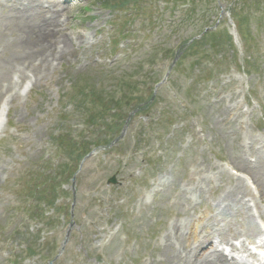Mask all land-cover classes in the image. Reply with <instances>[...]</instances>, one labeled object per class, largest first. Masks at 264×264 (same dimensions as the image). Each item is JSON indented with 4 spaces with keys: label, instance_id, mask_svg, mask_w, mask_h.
<instances>
[{
    "label": "rangeland",
    "instance_id": "374dc122",
    "mask_svg": "<svg viewBox=\"0 0 264 264\" xmlns=\"http://www.w3.org/2000/svg\"><path fill=\"white\" fill-rule=\"evenodd\" d=\"M125 1L111 11L104 0H39L42 17L57 6L59 31L80 37L44 69L29 49L36 34L11 20L15 0H0V264H178L175 252L211 254V241L230 257L249 227V245L264 236V0ZM126 74L143 98L152 82L155 102L125 124V86L128 106L109 115L112 132L98 130L80 88L117 99ZM56 136L91 150L72 177L55 168ZM31 172L68 183L34 189L46 193L40 205L22 190ZM216 232L237 238L218 244ZM248 247L233 262L258 264Z\"/></svg>",
    "mask_w": 264,
    "mask_h": 264
},
{
    "label": "bare ground",
    "instance_id": "6f19581e",
    "mask_svg": "<svg viewBox=\"0 0 264 264\" xmlns=\"http://www.w3.org/2000/svg\"><path fill=\"white\" fill-rule=\"evenodd\" d=\"M15 6H12L10 9V14H11V20L15 22H19L20 24L23 25V28L29 29V32L35 33L37 38V42H33L32 46L29 48L31 50H34V48L38 47L36 51L33 53L37 54L36 55V60L40 62V67H43L44 69L50 68L55 61L59 60L61 61L66 54L73 52L74 46H75V41H77L80 37L77 35L75 37V40L67 36L64 32L59 31L58 29V22L56 19V14H57V9L55 5H49L47 7L46 14L48 17H42L43 11L40 9V3L39 0H26L25 2H20V0H15ZM18 5V6H17ZM50 13V14H49ZM57 34V36L55 34ZM41 40V41H40ZM43 43L42 41H48L49 46L45 47L41 45L40 43ZM29 58V57H28ZM27 67H33V65L29 64L26 65ZM4 110V109H3ZM2 108L0 109V122L2 120V117L4 115V111ZM240 168L245 170V171H252L250 167L247 164H239ZM236 191L234 188L232 192ZM231 192V193H232ZM229 201L228 207L225 208L226 211L229 209H233V206H237L238 204V199H237V194L234 198L227 199ZM228 212H225L227 214ZM180 226H175L173 227V231L175 232L174 235L177 237V235L180 234ZM248 231L252 233L245 232L241 236H245V239H242L240 244H245L247 241H250L254 237V228L249 227L247 229ZM217 231V230H215ZM216 237L218 239V242L221 244H228L231 239H235L236 232H227V233H221V232H216ZM253 234V236H252ZM239 235V234H238ZM237 235V236H238ZM181 237V235H179ZM177 239V238H176ZM240 239V238H238ZM211 246L207 247L212 251L213 253L211 254H206L205 252L197 253V252H189L187 253L188 257L183 258L180 254H177L175 252L172 256L176 263L178 264H230V261L227 259L226 256L222 254L221 250H217L215 248V245L212 244V242L209 243ZM264 245V242H263ZM232 249L234 248V245L231 246ZM239 251L238 249H236ZM232 251V250H231ZM200 254V255H198ZM193 257V259H192ZM234 257L230 256V259L232 260ZM233 264H236V262H233Z\"/></svg>",
    "mask_w": 264,
    "mask_h": 264
},
{
    "label": "trees",
    "instance_id": "16d2710c",
    "mask_svg": "<svg viewBox=\"0 0 264 264\" xmlns=\"http://www.w3.org/2000/svg\"><path fill=\"white\" fill-rule=\"evenodd\" d=\"M118 1V4H111L110 3L112 2V0H104V3H105V7L107 8H111V9H118L120 6L119 4H123V5H126L128 4L125 0H116ZM127 6V5H126ZM226 34V33H225ZM227 36H225L226 38H228V34H226ZM229 39H230V36H229ZM196 44H198V42H200V40H195L194 41ZM189 47L193 45V41L188 44ZM184 46H185V42L182 41H178L175 48H177V51H174V47H171L169 48L170 50L167 51V52H164V54L166 55L167 59H170V58H175L176 55H178V52L179 50L182 51L184 49ZM181 47V49H180ZM172 50V51H171ZM172 53V54H169V53ZM141 69V68H140ZM125 78L128 80L129 79V76L126 74L124 76V78L122 80H117L118 81V84L120 86V95L119 97L116 99H114V96L116 95V93H114V96L112 97H109L110 99L109 100H106V99H103L102 96H97L96 94H94L93 90H90L88 86L84 87V91L83 89L80 88V101L79 99H77V102L79 105H82L84 104L85 105V108L83 106H81L80 108H82L86 115H87V118H88V122L92 125V126H95V127H98V130H107L109 132H112L113 130V124H104V119L106 117L107 114H110L111 111H113V113L115 114V107H122V105H124L125 107H127L128 105L123 101L125 99V94H124V91H123V88L125 86L131 88V90L129 91L128 95H126V97H130V99L132 98V101L130 103L132 109L131 110H135L136 113H147L149 112V109L150 107L154 104L155 102V97L153 98V93H152V82H145L147 84H150L148 86V95L146 98H143L142 96H138V93H136V91L138 90V86L139 84L135 83V86H130L128 85V81L125 80ZM158 82V81H156ZM155 82V83H156ZM132 91V96H129L130 92ZM139 92V91H138ZM117 115V114H115ZM103 122V123H102ZM57 139V138H56ZM113 139V137L109 138L106 140V145H109L111 140ZM58 141V140H57ZM58 147L60 149H65V150H68V152L71 151V155L72 156L74 153H72V148H73V142H67L66 140H63V142H58ZM77 147V145L75 146ZM77 150L79 151L78 152V156H81V155H85L89 152V148H87V144H79V146L77 147ZM79 160V159H78ZM72 162V160H71ZM76 165V163H75ZM64 169H70L72 167L71 164H64L62 166ZM77 167V166H76ZM32 178V176L30 175V179ZM51 181H54V179L52 178H45L43 177V174L42 173H39V174H36L34 177H33V181L30 182V187H29V191H32L34 192V189L37 187V186H41L43 184H45L46 182H51ZM40 194V193H39ZM44 193H41V198H45V196H43ZM35 196V194H34ZM40 198V200H41ZM51 201H53V199L51 198Z\"/></svg>",
    "mask_w": 264,
    "mask_h": 264
},
{
    "label": "water",
    "instance_id": "95a60500",
    "mask_svg": "<svg viewBox=\"0 0 264 264\" xmlns=\"http://www.w3.org/2000/svg\"><path fill=\"white\" fill-rule=\"evenodd\" d=\"M110 181H111V182H115V179H114V177H113V178H111V179H110Z\"/></svg>",
    "mask_w": 264,
    "mask_h": 264
}]
</instances>
